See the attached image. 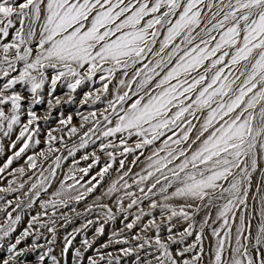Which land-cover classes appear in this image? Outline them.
<instances>
[{
	"label": "snow or ice",
	"instance_id": "obj_1",
	"mask_svg": "<svg viewBox=\"0 0 264 264\" xmlns=\"http://www.w3.org/2000/svg\"><path fill=\"white\" fill-rule=\"evenodd\" d=\"M10 30L15 32L14 39L0 45V74L7 77L17 70V64L23 66L18 75L3 85L4 90L13 89L17 84L27 85V90L33 94V103L37 104L43 102L37 97L49 79L52 90L63 78L68 88L75 91L82 82L98 74L105 93L109 85H113L115 96L108 100V108L116 117V123L102 134L104 137L120 134L122 155L137 151L144 155L146 147H153L147 156L146 174L139 175L134 183L144 194L143 199H150L149 194L161 197L159 201L151 199L150 209H159L169 222L174 217L189 221L187 229L179 233L180 243L183 237L193 234L194 216L201 211V206L217 207L216 218L222 219L224 226L229 224V214L235 222V212L247 211L252 173L260 167L259 159L264 154V0H0V34L8 37ZM33 41L38 45L36 50L32 47ZM49 69L54 72L51 77ZM95 99L99 100L100 96ZM22 100L19 92L4 95L0 91V131L5 127L10 131L14 124L20 123ZM56 103H59L58 98ZM48 104L51 107L52 101ZM4 105L11 106L10 114H6ZM90 115L95 117V113ZM28 116V123L20 132L26 142L0 167V173L29 148L32 136L26 133L38 118L31 110ZM68 119L70 121L71 117ZM103 119L112 123L109 115ZM71 131L75 133L77 129L73 127ZM133 137L137 138L135 147H129L128 141ZM157 141L161 143L157 145ZM86 144L82 138L79 146ZM11 147L15 148L16 144ZM101 147L115 149L116 145L109 142ZM48 151L53 149L49 147ZM72 153L73 150H69V155ZM106 154L115 161L112 151ZM92 155L94 162L99 163L100 157ZM40 156L45 154L41 152ZM88 158L84 156L85 160ZM138 159L136 156L133 164ZM27 160L30 168L37 167L34 156H28ZM59 160L57 156V167ZM119 166L124 168L123 160L119 161ZM91 167L78 170L87 175ZM111 167L105 164L88 181L85 191L93 192ZM16 171L23 174L24 168ZM128 175L125 171L107 189L106 195L130 189L132 185L127 181L120 184ZM97 176L100 181L93 184ZM69 178L79 183L74 174ZM47 179L43 177L32 183L33 191L26 195L38 196L40 189L46 190ZM149 180L152 182L145 192L144 185ZM261 181L264 182V170ZM158 185V191L153 192ZM74 187L75 184L65 189L62 185L61 190L55 192L60 199L45 202V209L49 205L66 206V199L77 202L84 199V192L71 195ZM19 188H24V183H20ZM0 191L16 189L9 186ZM124 195L130 198L127 209L142 202L135 192L125 191ZM177 198L183 200L179 207L171 203ZM221 200L223 205H217ZM7 203L10 205L11 201ZM31 204L29 198L28 207ZM117 204L123 209V198L118 199ZM260 214L261 223L254 235L250 222L246 224L245 217H239L230 264H264V196H261ZM105 215L114 218L111 208ZM7 216L10 222L7 227H0V240L15 231L14 226L20 221L19 215L13 219L9 212ZM206 216L212 218L210 213ZM38 219V216L32 218L33 222L24 229L22 236L9 246L7 258L0 257V264H26L21 257L26 256L29 249L17 250V246L32 234L30 230ZM140 219L139 215L135 217L136 221ZM206 224L207 219L200 225L201 233ZM149 225L156 229L154 244L156 251L161 253L155 257L156 264H198L200 256L192 261L178 260L169 244L160 238V225L154 218ZM134 226L135 221L125 225L128 229ZM41 227L46 225L41 224ZM48 231L55 233V228L48 227ZM99 231L102 233L103 228ZM221 231L223 227L219 231L213 229V235L218 238L213 264H225L226 242L232 247V228H227L224 238H220ZM168 232V240L177 243L171 235L172 226ZM134 239L142 241L138 245L140 249L146 245L153 247V242L147 238L136 236ZM196 239L202 243V236ZM66 243L71 246V240ZM83 243L89 248L92 246L87 239ZM116 243L127 244L128 241L117 240ZM103 247L107 248L108 244ZM195 247L194 244L181 250L178 255L183 257ZM134 250L121 249L124 255ZM200 251L202 254V247ZM66 252L64 248L62 254ZM82 256L81 250L76 249L78 264ZM108 256L107 264H113L111 254ZM104 258V255L99 260L92 258L90 264H100ZM44 259L45 255L41 254L39 260L43 262ZM51 259L53 264H60L55 256ZM115 259L118 264V257Z\"/></svg>",
	"mask_w": 264,
	"mask_h": 264
},
{
	"label": "rangeland",
	"instance_id": "obj_2",
	"mask_svg": "<svg viewBox=\"0 0 264 264\" xmlns=\"http://www.w3.org/2000/svg\"><path fill=\"white\" fill-rule=\"evenodd\" d=\"M17 27H19V24H17ZM14 35V30H10L8 37H3L0 34V45L11 43ZM32 47L34 50L38 48L35 41H33ZM22 66V63L17 64V70L10 72L7 77L0 74V91H3L4 95H10L12 91H16L23 97L19 112L20 123L14 124L10 131L6 127L3 131H0V167H3L10 157H14L15 153L26 142L25 138L20 137V132L23 126L28 123L29 110L35 112L38 119L32 125H29L26 133V136H32V141L28 142L29 148L19 157H15L13 163L3 173H0V189H7L9 186L16 189V191L12 192L0 191V197H3V199H0V227H7L10 222L7 213L11 212L13 219L17 215L20 216V221L14 226L15 231L0 240V245H2L0 247V257L7 258L9 246L22 236L24 229L27 228L30 222H33L32 218L38 216L39 219L33 223V228L30 230L32 234L25 237L21 244L17 246V250L21 248L29 249L27 255L21 257V260L26 262V264H53L52 256H55L60 261V264H78L76 249H80L83 253L79 264H90L92 258L99 260L101 255H104L105 258L100 264H107L108 254H111L113 264H117L115 259L117 257L118 264H147L149 260L152 261V264H156L155 257L160 256L161 253L156 251L154 244L156 229L149 225V221L154 218L156 223L160 225V238L169 244L173 256L181 260V262L184 259L192 261L194 257L200 256L198 264H210L207 259V241L209 236L212 235L213 229L217 230L223 220L213 216L208 211L209 208L201 206V211L194 216L193 234L183 237V242L180 243L181 237L179 233L187 229L189 221L174 217L169 222L167 215L162 216L159 209H150L151 199L159 201L161 197L149 194L150 199H143L144 194L139 191L134 183L135 180L139 179V175L136 173L137 168L141 163L147 162V156L151 154L153 147H146L143 150L144 155H139V151L122 155L123 146L120 145V139L118 138L120 134L114 137L103 136L102 131L115 126L116 123V117L112 114V110L108 108V100L114 99L115 96L113 85L110 84L108 92L105 93L98 74L92 80L82 82L75 91L68 88L67 81L63 78L57 82L55 90H52L49 79L45 83L39 97H37L42 98L43 102L34 104L33 94L27 90V85L17 84L13 89H3V85L11 77L19 74ZM48 74L51 77L54 72L49 69ZM114 83L115 81H113ZM89 93H91V96L88 95ZM97 95L100 96L99 100L95 99ZM57 98L59 99L58 104L56 103ZM49 100L52 101L51 107L48 104ZM3 107L6 114L11 113L10 105H4ZM91 113H95V117L90 115ZM105 115L110 116L112 119L111 124L103 119ZM69 117H71L70 121ZM84 117H87V120ZM62 120L65 123H61ZM73 127L77 129L75 133L71 131ZM6 131L8 132L7 135L4 134ZM85 133H87L86 136ZM50 137H55V139H50ZM82 138L87 141V144L80 147ZM136 139V137H133L129 140L128 146L135 147ZM36 140H39L38 144L35 143ZM109 142L116 145V148L102 149V144H108ZM13 143L16 144L15 148L11 147ZM156 143L159 145L161 142L157 141ZM49 147L53 149L52 152L48 151ZM69 150H73L72 155H69ZM107 151L113 152L116 157L115 161L107 156ZM41 152L45 154L47 159H45V156H40ZM93 153L100 157L99 163L94 162ZM28 156L36 158L37 167L35 169L29 167ZM57 156L60 157L58 167L56 166ZM84 156L89 158L85 160ZM136 156H139V159L133 164ZM120 160L124 161V168H120ZM105 164H111L112 167L104 174L102 181H100L98 176L96 181H92L93 184H97V181H100L93 192H86L85 189L89 186L88 181L100 172ZM89 165H92V167L87 175L78 170ZM259 165L260 167H258L257 171L252 173V187L248 191L247 211L235 212V222L231 219L232 214H229L228 226L232 228V231L241 215L245 217L246 224L250 222V230L253 235L261 223V196H264V182L261 181L264 161L261 160V157ZM21 167L24 168L23 174L16 171ZM69 169L71 170L68 171ZM125 171H128L129 175L124 177L120 184L122 185L124 181H127L132 187L106 195L107 189ZM53 172L54 175L52 174ZM64 173H68L67 176H63ZM73 174L79 180V183H75L69 178ZM61 176L65 180L60 182ZM43 177L48 178L45 182L46 190L40 189L38 196L26 195V193L30 194L33 191L30 188L31 184L36 183ZM10 182L14 183L10 185ZM151 182L149 180L144 185L145 192H147V187L150 186ZM20 183H24V188H19ZM73 184H75V187L72 189L71 195L75 196L79 192H84V199L79 202L74 199H66V206L57 204L55 207H51L49 205L45 209V202L60 199L55 196V192L61 190L62 185L67 189V186ZM224 186L227 187L226 182H224ZM117 187H120V185H117ZM158 188L159 185L153 192H157ZM257 188L260 189L259 192ZM125 191L135 192L142 202H138L131 209H127L126 206L130 203V198L124 195ZM29 198L32 200L31 207H28ZM120 198H123V209L117 204V200ZM8 201H11L10 205L7 203ZM17 203H20L19 208H16ZM216 203L217 205H223L224 201L221 200ZM99 205H107V207L101 208ZM237 207L240 209L244 208L243 205H238ZM108 208L112 209L114 218H109L105 215L108 212ZM186 210L194 211V209ZM143 213L151 214L144 215ZM206 213H210L212 218L208 219ZM138 215L141 216V219L136 221L135 217ZM206 219L207 224L203 233H201L200 225ZM53 221L55 222L54 224ZM89 221L92 223H88ZM134 221L135 226L132 229L125 227L127 223ZM41 224L46 225V227H41ZM146 225H148L147 228H145ZM170 226H172L171 235L177 243L168 240L170 234L168 228ZM48 227H54L55 233L49 232ZM101 227L103 228L102 233L99 231ZM114 233L116 235H113ZM136 236L151 240L153 247L146 245L144 249H140L138 245L142 241L134 239ZM197 236H202V243L197 241ZM85 239L91 243L92 246L90 248L84 245ZM67 240H71V246L66 243ZM117 240H127L128 243H116ZM232 241L234 243V240ZM34 244L37 247L33 249L32 246ZM105 244H108L107 248L103 247ZM194 244L196 247L185 252L183 257L178 255L181 250L190 248ZM201 247L203 249L202 254L200 251ZM49 248L52 249L51 252L48 251ZM64 248H67V252L62 254ZM123 248H133L135 250L129 255H124L121 251ZM231 248L228 247V244H225L224 257L231 251ZM41 254L45 255L43 262L39 260Z\"/></svg>",
	"mask_w": 264,
	"mask_h": 264
},
{
	"label": "bare ground",
	"instance_id": "obj_3",
	"mask_svg": "<svg viewBox=\"0 0 264 264\" xmlns=\"http://www.w3.org/2000/svg\"><path fill=\"white\" fill-rule=\"evenodd\" d=\"M260 157H261V160L264 161V154H262ZM147 163H148V161L147 162L145 161V162H143V163H141L139 165V167L136 170V173L138 175L146 174V172L144 170L146 169ZM70 170L71 169H69L68 171H70ZM67 174L64 173L63 176H67ZM63 176H61L62 178L60 177L61 178L60 182L62 180H65V179H63ZM171 203H173L174 206H180L181 204H183V200L177 198V199H174L173 201H171ZM208 211L211 212L213 214V216H217L218 208L217 207H211V208L208 209ZM238 226H239V221L235 225V228H234V230L232 231V234H231V241L234 240V243L232 241L231 251L229 253H227L226 256L224 257L225 264H230L231 257H232V254H233V249L235 248L236 228ZM222 227H223V231L220 232V238H224V233L227 231V228L229 226L228 225L224 226L223 223L220 222V225H219L217 230L219 231ZM217 239L218 238L215 235H213V233H212V235L209 236L208 241H207V259L209 260L210 264H213V261H214L215 246H216V243H217ZM226 244H227V242H226Z\"/></svg>",
	"mask_w": 264,
	"mask_h": 264
}]
</instances>
